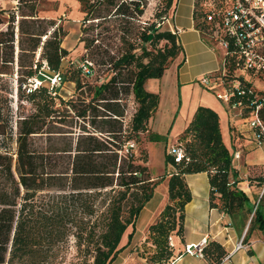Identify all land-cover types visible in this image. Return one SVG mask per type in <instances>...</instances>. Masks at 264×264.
Instances as JSON below:
<instances>
[{
	"label": "trees",
	"instance_id": "trees-1",
	"mask_svg": "<svg viewBox=\"0 0 264 264\" xmlns=\"http://www.w3.org/2000/svg\"><path fill=\"white\" fill-rule=\"evenodd\" d=\"M29 1L19 0L21 4ZM78 1L85 13V22L137 19L144 15L147 4L146 0ZM195 1L196 28L202 40L214 50L207 36L217 41L216 28L205 18L207 7L203 1ZM174 3L175 0L167 1L166 12ZM218 6L225 9L222 3ZM7 13L0 11V79L12 77L16 72L21 88L33 78L42 81V85L29 89L25 95L33 111L21 117L16 125L12 123L9 102L5 108L0 107V264H37L44 257L45 248L57 245L61 248L69 236L75 238L80 253L85 251L91 257V264H111L123 249L120 245L128 228H135L141 211L165 178L152 179L148 167L136 163L128 145L131 141L139 142V135L149 132L148 123L158 109L160 96L148 92L145 84L149 79L162 78L178 57L181 52L178 36L168 29L160 31L161 23L152 24L142 28L137 44L127 36L130 30L123 31L120 40L124 52L120 56L100 52L103 55L100 64L108 68L110 79L95 87L93 101L77 115L86 120L91 110L90 125L106 135L100 137L88 131L77 139L61 135L60 140L50 138L52 141L46 148L40 143L46 133H69L55 125L49 132L44 131L46 120L57 118V97L43 83L61 73L63 60L68 55L62 46L67 33L55 21L39 18L37 12L29 15L11 12L5 18ZM121 30L117 29L115 36ZM163 41L164 47L158 48ZM233 50L231 46L221 68L209 75L221 77L225 86L239 82L244 94L236 93L230 104L242 103L239 119L242 124L255 112L264 123V104L257 108L264 103V89L255 82L264 80V76L252 71L239 75L241 60ZM122 94H132L138 104L129 132L124 127L125 110L114 108ZM94 102L103 104L97 105L105 110L102 119L96 113ZM61 104L76 110L73 101H61ZM56 123L67 125V121ZM230 133L236 150L239 149L236 143L251 141L250 130L237 123L231 126ZM178 140L185 156L179 163L173 155L166 157V166L174 170L168 183L169 200L159 219L149 227L148 239L155 247L150 257L152 264H167L183 253L184 248L177 252L175 245H169V237L184 240L185 208L192 201L188 175L207 174L210 206L228 216L237 231L244 234L251 220L243 242H248L255 230L264 231V208L262 205L256 208L238 186L239 174L233 153L224 142L219 114L199 106ZM11 141L16 144L14 153L10 149ZM149 141L165 142L166 137L153 133ZM257 183L263 187L264 177ZM228 255L223 245L210 241L204 248L203 259L208 264H222Z\"/></svg>",
	"mask_w": 264,
	"mask_h": 264
},
{
	"label": "rangeland",
	"instance_id": "rangeland-1",
	"mask_svg": "<svg viewBox=\"0 0 264 264\" xmlns=\"http://www.w3.org/2000/svg\"><path fill=\"white\" fill-rule=\"evenodd\" d=\"M168 0H146L147 4L145 7L144 15L137 19H128L119 18L111 21H100V20H91L88 22L84 21L85 13L83 12L82 6L78 0H31L28 4H21L19 0H0V11L5 10L8 13L14 12L16 15H21L22 13L31 14L37 12V15L41 19H47L55 21L57 26L62 25L64 30L67 33V36L63 40V48L68 51V55L64 58L61 73L63 76L62 84L57 88V99L55 100L56 105L55 109L57 110V118L52 121V118L46 120V125L44 126V131L49 132L52 125H55L57 128H61L60 131H68L69 133H46L40 143L44 147L48 148L52 139L60 140L58 136L69 135L73 139H77L79 135L86 134L88 132H94L97 136L104 137L106 134L96 132L91 125L92 114L91 110L89 111V116L84 120L83 118L78 117L77 115L80 112H83L88 108L89 103L93 101L94 98V89L95 87L107 82L110 77V71L104 65H101L103 55L100 54L102 51L110 53L113 56H120L124 52L123 43L120 40V36L124 33L123 31L130 30L131 33L127 36L131 41L139 44L138 35L142 31V28H148L152 24L158 25L160 31H165L167 29V20L172 14V7L166 12ZM200 1V0H199ZM203 5L207 4L208 1L202 0ZM233 0H214V4L218 5L222 3L224 7L231 6ZM206 8V7H205ZM207 9V8H206ZM8 13L4 15L5 18L8 17ZM165 17L167 19H160ZM122 29V32H119L115 36L116 30ZM210 39L211 45L219 56H223V50L219 46V43L214 39L207 36ZM166 42H161L158 45V48L164 47ZM89 45V48L87 47ZM150 48V46H148ZM138 53V52H137ZM37 59L40 58L39 53L36 56ZM91 63L92 72L87 74L85 73L82 65L83 63ZM18 76L15 74L12 77H5L0 79V107L7 105V101L11 105L12 110V123H15L23 116L28 115L33 111V107L30 103L27 102L26 96L31 90L35 88V85L32 83L31 79L27 81L25 85L20 87L17 83ZM172 73L168 72V78L166 80V87L170 90L172 88ZM200 82V81H199ZM256 85L264 89V80H255ZM43 83L50 87V81L46 80ZM201 85V84H199ZM10 89V90H9ZM202 94L210 93L206 88L201 86ZM26 90V91H25ZM174 90V89H173ZM25 91V94H22ZM184 97L187 99V92ZM121 99L118 101L119 104H116L114 108L124 109L125 116L123 117L125 130L130 131L131 121L133 115L135 114L138 104L136 103L134 96L122 94ZM61 101L69 102L73 101L76 106V110L70 109L68 106L61 104ZM102 102H94V105H103ZM163 113L162 111L156 112L152 119L148 123L149 132L139 135V142L131 141L130 143H135V147L132 148V153L135 156L136 163L139 165L147 166L149 169V175L152 179L165 177L167 174V169H164V162L168 156V148L171 145H175L179 140L171 141L167 143L166 141L162 142H150V134L156 133L152 130V121L156 120V126H158L159 132L163 130H169L170 123L174 118V112L178 109L180 104V95L178 89L175 87L174 97L168 99L164 98L163 102ZM174 108V112L172 110ZM230 111V110H229ZM229 111L227 114L229 116ZM97 114L101 115L99 119H102L105 115V110L102 106H97ZM63 119V120H57ZM237 125H240L241 128H246V125H243L239 118H236ZM55 121V122H54ZM56 121H67V125L56 123ZM100 121V120H99ZM64 123V122H63ZM66 123V122H65ZM158 123H161L158 125ZM243 125V126H242ZM54 131H59L54 129ZM17 132L15 128L14 133ZM166 137V136H164ZM16 135H14V139ZM231 150L236 151L233 147V139L230 136ZM237 150H240L242 153V158L245 154V151L249 152L246 154L252 153L253 156L250 159H253L255 163L263 162L264 154L261 149H254L252 143L248 140L244 144L236 143ZM10 149L12 153L16 151L15 141H11ZM144 161H147L144 162ZM242 163L241 160L234 159V166L238 167ZM243 164V163H242ZM168 167V166H166ZM171 169H173L171 167ZM241 171L247 172L248 174L244 175L245 179L248 180L250 186H255V192L252 190L249 193L253 195V203H258L260 193L262 191V185L256 183L259 179L264 177V168L263 163L247 165L243 164ZM202 183L204 186L209 184V180L204 176L202 178ZM247 188V186H246ZM259 205L264 207V196L260 199ZM137 224V221H136ZM136 224H135V233H136ZM142 226V223L140 224ZM133 231V227H129L126 234H129ZM149 228L141 227L137 235L131 240L129 244L126 245L128 238H124L120 247H123L121 252L117 257L112 261L111 264H152L150 262V257L155 252V247L151 244L149 237ZM240 238L243 239V234L238 231ZM256 243V255L254 261L256 264H264V231L255 230L250 234L249 241L243 242L244 244L250 246L252 243ZM81 250H84V246L81 247ZM46 252L43 256L37 260V264H91L92 259L90 256L85 255V251L80 253V248L77 246V242L73 236H69L64 245L59 248V245L55 247H47L44 249ZM248 254L247 250H241L237 254L231 255V261L227 264H239L242 262V256ZM183 264H208L207 261L203 258H198L190 255H183Z\"/></svg>",
	"mask_w": 264,
	"mask_h": 264
},
{
	"label": "crops",
	"instance_id": "crops-1",
	"mask_svg": "<svg viewBox=\"0 0 264 264\" xmlns=\"http://www.w3.org/2000/svg\"><path fill=\"white\" fill-rule=\"evenodd\" d=\"M195 0H175L174 8L170 18L167 20V29L176 33L181 46V52L178 57L173 60L164 75L160 79H149L145 88L148 92L159 94L160 103L157 109V113L162 111L164 98L174 97L175 87L179 91L180 104L178 109L174 112V118L170 123L169 130L159 132L158 126H156V120L152 122V130L159 135L166 136V142L176 141L184 130L188 127L189 123L193 119V116L199 106H205L216 111L220 116L221 131L226 146L231 150L230 142V130L233 124H236L235 118L229 111L228 106L219 99L218 95L224 93V86L220 83H215L211 88L205 87L210 93L202 94L200 79L204 75H208L218 71L223 62V56H219L216 51L210 48L201 38L200 32L196 28V22L194 20ZM168 72L172 73V88L169 90L166 87V80L168 78ZM174 89V90H173ZM187 92V99L184 97ZM229 111V116L226 111ZM161 123H158L160 125ZM249 151L246 150L242 158V163L245 165H254L264 163H255L253 159H250L252 153L246 154ZM236 167L239 174L238 183L239 188L245 191L250 197L253 203V195L251 196L247 192L255 191V186L246 185L248 180H244L246 171H241L242 164ZM164 169L168 170V176H165L163 180L158 184L155 189L154 196L146 204L141 211L133 231L124 238H128L126 245L129 244L133 238L140 231L141 227L149 228L158 219L168 203V183L171 173L174 172L170 166L166 167L164 162ZM208 176L206 173H199L187 176V182L192 192V201L186 206V219L184 225V240L180 241L179 238H173L174 245L177 252L181 251L185 246L192 244H199L203 239H207L208 242L216 241L223 245L228 253L237 254L235 252L236 245L241 240L238 231L232 227L230 219L224 213L216 208L210 206L209 193L210 186H206L202 183V178ZM160 178H157L159 180ZM257 183V181H256ZM247 186V188H246ZM264 208V207H263ZM142 223V226L140 224ZM126 234V233H125ZM131 235V238L129 236ZM256 243L250 244L248 254L242 256V262L239 264H256L254 261L256 251ZM241 251V250H240ZM183 258L181 257L177 264H183ZM228 263V262H227ZM225 263V264H227ZM187 264V263H186Z\"/></svg>",
	"mask_w": 264,
	"mask_h": 264
},
{
	"label": "built area",
	"instance_id": "built-area-1",
	"mask_svg": "<svg viewBox=\"0 0 264 264\" xmlns=\"http://www.w3.org/2000/svg\"><path fill=\"white\" fill-rule=\"evenodd\" d=\"M208 1L205 6V18L208 22L212 23L216 28L214 31L215 39L218 41L219 46L223 50L224 56L229 53L231 46L234 47L232 53H237L241 63L237 69L239 75H245L248 71H252L256 74H262L264 76V0H233L231 6L225 7V9L219 8L218 5L214 4V0ZM223 56V57H224ZM44 66L47 67L46 61ZM91 63H83L82 67L85 73L91 72ZM50 81V91L52 96L57 97V88L62 84L63 76L62 73H57L53 77H48ZM35 88L42 85V81L36 78L31 79ZM215 83H220L224 86V93L219 94L218 97L227 106L232 116L241 119L242 114L240 108L241 102L230 104L233 96L238 94H244V91L240 89L238 81L231 82L228 86H225L221 77H211L209 74L204 75L200 79L202 86L211 88ZM34 88V89H35ZM264 103H260L257 108H260ZM243 125L248 128L251 132V143L254 149H261L264 154V123L260 119L257 112H255L250 118H247ZM243 123V122H242ZM129 148H134L135 143H129ZM129 152L128 149L125 151ZM168 154L175 157L176 162H181L184 158V149L179 144L171 145L168 148ZM233 157L236 160L242 159V153L240 150L233 152ZM264 165V163H263ZM264 196V186L260 193L258 203ZM207 239H203L199 244L187 245L183 249V253L178 257L171 259L167 264H177L178 260L183 255H190L198 258L204 257V248L208 244ZM169 245L174 247L173 237H169ZM248 245L243 243V239L236 245L235 252L240 250H249ZM231 255L223 260L222 264L231 261Z\"/></svg>",
	"mask_w": 264,
	"mask_h": 264
},
{
	"label": "water",
	"instance_id": "water-1",
	"mask_svg": "<svg viewBox=\"0 0 264 264\" xmlns=\"http://www.w3.org/2000/svg\"><path fill=\"white\" fill-rule=\"evenodd\" d=\"M250 222H251V220L249 221V223H248V225H247V227H246V229H245V231H244L243 237L245 236V234H246V232H247V230H248V228H249Z\"/></svg>",
	"mask_w": 264,
	"mask_h": 264
}]
</instances>
